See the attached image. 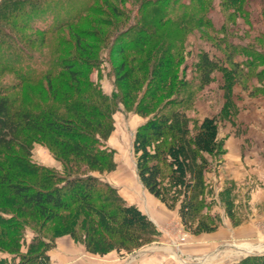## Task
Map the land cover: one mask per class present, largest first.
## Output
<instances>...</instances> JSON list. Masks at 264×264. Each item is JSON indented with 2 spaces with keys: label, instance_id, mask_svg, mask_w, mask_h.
<instances>
[{
  "label": "trees",
  "instance_id": "trees-1",
  "mask_svg": "<svg viewBox=\"0 0 264 264\" xmlns=\"http://www.w3.org/2000/svg\"><path fill=\"white\" fill-rule=\"evenodd\" d=\"M220 1L222 8L234 6L238 13L248 2ZM48 2H0V66L15 73L18 79L36 81L32 72L29 69L24 71L18 61L23 51L17 39L18 28L32 29L34 25L31 23L36 20L44 25L48 23L49 26L43 29L37 26L39 29H36L42 34H50L64 26L75 27L85 12L98 13L86 7L70 17L66 12L67 16L61 20ZM213 2L144 0L133 18L134 24L114 38L112 49L118 56L129 53L144 55L151 51L146 54V62L153 57L157 62L150 73V84H155V88L147 91L139 105V113L144 118L155 113L153 106L161 90L174 86L171 71L166 72L167 76L163 71L165 66L171 67L174 62V34L167 26L184 31L193 25L208 27L206 12ZM115 15L118 17L120 13ZM96 41L105 43L106 39L100 37ZM81 42L77 38V45ZM94 48L90 46L89 49L92 52ZM227 49L229 59L235 60L238 48ZM113 50L110 54L114 53ZM27 53L26 56L32 58V54ZM65 56L62 60H55L43 76L50 78L52 70L60 67L72 79L68 86L69 90L76 91V97L66 95L57 105L52 100L35 104L36 109L15 110L11 99L2 96L9 90L0 91V253L8 255L7 258L0 255V264H52L49 253L55 245L43 240L41 229L53 222L58 226L63 224L61 228L65 234L80 238L89 252L102 256L112 251L131 253L152 244L160 236L155 224L137 206L128 205L118 189L92 175L116 169L114 153L105 147L114 131L112 118L116 106L94 83L88 82L87 71L99 66L96 60L71 53ZM202 61L199 70L204 86H208L213 81V73L222 69L208 55H204ZM242 64L252 71L263 67L264 57H247ZM242 64L236 67L240 69ZM141 65L146 67V64ZM131 73L133 71L127 74L125 86ZM261 75L264 77V71ZM246 77L250 79L249 74ZM73 84L88 90L80 95L79 88ZM138 85L136 80L133 86L136 88ZM125 89L130 95L132 89L128 86ZM53 90L51 86L48 88L56 97L59 89ZM178 103L170 104L175 106L172 110L156 112L136 133L134 151L138 156V176L145 189L168 209L175 210L180 203L179 216L195 235L211 234L217 230L218 223L205 213L208 208L205 175L210 164L204 156H215L219 152L218 121L205 118L200 123L196 122L192 130L188 108L182 106L183 100L180 105ZM38 143L46 144L62 162L64 168L61 172L32 161V151ZM73 206L78 207L79 216L85 215L80 226L65 223L63 211ZM232 208L233 203L229 207V215ZM28 214L32 219L42 220L40 231L28 225ZM26 229H31L35 237L27 246L26 254H22V235ZM81 230H85L84 235ZM235 264H264V256L244 258Z\"/></svg>",
  "mask_w": 264,
  "mask_h": 264
},
{
  "label": "rangeland",
  "instance_id": "rangeland-1",
  "mask_svg": "<svg viewBox=\"0 0 264 264\" xmlns=\"http://www.w3.org/2000/svg\"><path fill=\"white\" fill-rule=\"evenodd\" d=\"M142 1L144 0H67L66 3L63 0H49L48 4L55 8L61 20L67 16L66 12H69L70 17L86 7L97 10L98 13L85 12L75 27L64 26L50 34L38 31L36 28L43 29L49 24L44 25L36 20L31 23L34 25L32 29L18 28L17 39L21 47L23 46L18 61L24 71L29 69L32 72L36 81L18 79L15 73L5 71L0 66V91L9 90L2 96L11 99L12 109L15 110L36 109L35 104L52 100L57 105L66 95L77 96L76 91L69 90L68 84L72 83V79L60 67L52 70L50 78L43 76V72L55 60L66 58L65 55L69 53L96 60L95 63L99 66L88 70L87 77L88 82L94 83L116 106L112 118L114 131L105 143V147L114 153L116 169L110 173L96 172L92 175L111 186L113 183H135V179L140 181L137 172L138 156L134 151L135 135L156 112L168 108L172 110L175 106L171 107L170 104L179 102L180 105L183 100L182 106L188 108L192 130L196 122L200 123L205 118H216L220 149L217 155H205L204 158L210 164V170L205 175L208 186V208L205 213L218 223L217 230L211 234L195 235L179 216L180 203L175 210H170L146 189L150 199L149 206L162 222L160 229L157 228L160 236L152 244L131 253L112 251L104 256L93 254L87 250L80 238L65 234L61 228L64 227L63 224L58 226L53 222L41 229L42 220L32 219L31 214L26 216L28 225L37 231L43 230V240L49 245H55L54 249L58 245L67 248L72 244L75 250H83L87 260L95 264H235L244 258L264 256V195L257 194L256 191L259 190L253 176L249 181L245 179L246 165L240 157V146L245 147V141L255 144L264 137V77L261 75L264 65L250 71L242 64L247 57H264V0H248L240 13L234 6L224 9L220 0H214L211 9L206 12L210 24L208 27L193 25L184 31L175 29L172 25L167 26L174 34V62L171 67L165 66L163 71L165 75L167 71H171L169 72L174 86L172 89L161 90L153 106L155 113L147 118L139 113V105L147 91L155 88V84H150V73L154 65H157L155 58L146 62V54L151 51L144 55L129 53L121 57L112 49L114 38L134 24L133 18L137 16ZM115 13H120V16L117 17ZM86 35L89 37L85 38ZM100 37L106 39L105 43L96 41ZM77 38L82 40L81 45H77ZM90 46L95 47L92 52ZM226 46L238 48L235 60L229 59ZM229 47L227 50L230 51ZM112 50L114 53L110 54ZM27 52L34 59H29ZM204 55H208L222 69L213 73V81L208 86H204L199 70ZM141 64H146V67L143 68ZM237 64H242V67L239 69ZM132 71L127 82L128 88L132 89L129 95L125 89V79ZM245 74H249L250 79ZM136 80L139 85L134 88L133 83ZM50 86L56 91L59 89L56 97L52 91H48ZM74 86L79 88L80 95L88 90L83 86ZM31 159L36 164L58 172L64 168L46 144H36ZM119 195L122 197L120 192ZM217 196L226 210V222L235 230V235L225 232L215 200ZM124 201L130 205L125 199ZM235 201L240 203L236 205ZM232 203L234 208L229 215ZM77 208L73 206L68 211H63L67 225L82 224L85 215L79 216ZM244 215L252 219L247 228ZM17 218L24 221L20 215ZM245 229L248 235L244 233ZM81 232L85 234V230ZM34 237L31 229L25 230L22 235V254H26L27 246ZM0 255L3 258L8 257L2 253ZM71 260V264H81L77 257Z\"/></svg>",
  "mask_w": 264,
  "mask_h": 264
},
{
  "label": "crops",
  "instance_id": "crops-1",
  "mask_svg": "<svg viewBox=\"0 0 264 264\" xmlns=\"http://www.w3.org/2000/svg\"><path fill=\"white\" fill-rule=\"evenodd\" d=\"M249 142L245 141V147L240 146V157L243 159L246 168L249 167V170H246L244 167L247 174V178L245 179H248L247 181H249L251 176H253L255 184L257 185V190H259L256 191L257 194L260 195V193H262V195H264V137L258 143L254 144L251 141L249 144ZM112 186L118 189L122 197L130 205L137 206L145 215L149 217L155 226L160 229V223L162 222L159 217L152 212L149 206L150 199L146 194L145 188L138 179H135V183H113ZM215 200L219 207L220 218L224 225L225 232L227 234L230 233L231 235H235V230L233 231V229H231L226 222V211L223 208L222 202L218 200V196ZM234 203H237L236 205H238L240 202L235 201ZM243 220L245 221V228L251 225L252 219H249V216L244 215ZM244 231L243 232L248 235L247 229ZM58 246L59 247L54 249L53 253L50 255L52 264H71V259H73V257H77L81 264H95L87 260L83 254V250H75L72 244H69V247L67 248H63L60 245ZM130 263L131 262H128L126 264Z\"/></svg>",
  "mask_w": 264,
  "mask_h": 264
}]
</instances>
